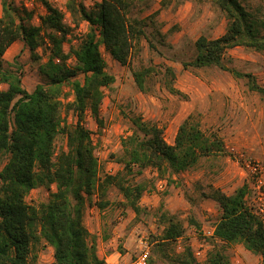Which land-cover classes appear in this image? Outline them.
I'll use <instances>...</instances> for the list:
<instances>
[{
    "label": "trees",
    "instance_id": "obj_1",
    "mask_svg": "<svg viewBox=\"0 0 264 264\" xmlns=\"http://www.w3.org/2000/svg\"><path fill=\"white\" fill-rule=\"evenodd\" d=\"M172 1L161 0L160 4L167 7ZM212 1L225 14L226 29L216 38L200 35L194 42L190 65L223 68V53L235 46L264 51V15L247 10L239 0ZM44 4L46 12L34 25L30 23L31 11L19 7L15 0H0V82L6 85L0 89V155L6 156L0 168V264H28L31 247L40 239L52 247L53 264H103L94 243L87 242L89 231L82 223L85 200L95 194L97 206L104 208L108 188L114 186L138 212L146 186L131 182L128 176L150 168L157 178L171 182L172 174L188 170L201 157L223 154L224 143L217 134H206L193 113L180 122L172 144L165 140L162 127L141 116L133 117V129L121 138V153L114 155L122 169L99 176L90 131L83 123L87 112L97 119L103 88L114 81L105 70L99 47L126 65L142 29L139 21L128 17V0H99L89 10L77 0H66L74 24L85 21L89 29L78 45L64 52L68 27L63 14L46 1ZM16 40L23 42L35 60L39 58L36 49L45 41L49 46L46 61L37 66L42 80L31 91L23 87L20 64L14 60L5 65L3 54ZM70 58L72 64L67 62ZM164 70L169 77L166 88L177 93L171 83L173 68L165 66ZM150 71L146 67L134 72L140 89ZM65 85L72 93L66 101ZM249 87L264 96V88L253 79ZM69 113L75 117L72 124L66 122ZM57 135L65 137V149L56 150ZM52 184L55 190L47 201L37 206L26 203L32 189ZM247 191L246 184L232 194L210 187L203 196L219 211L213 236L225 243L242 244L264 264V224L247 205ZM160 217L165 225L155 242V252L164 264H231L220 249L209 252L203 262L195 260L189 247L177 255L167 254L166 244L180 237L184 228L174 215L162 212ZM188 220L200 227L193 215ZM147 264L155 261L149 258Z\"/></svg>",
    "mask_w": 264,
    "mask_h": 264
},
{
    "label": "rangeland",
    "instance_id": "obj_2",
    "mask_svg": "<svg viewBox=\"0 0 264 264\" xmlns=\"http://www.w3.org/2000/svg\"><path fill=\"white\" fill-rule=\"evenodd\" d=\"M45 1L63 14L68 34L62 45L67 52L70 46L78 45L89 29L88 24L85 21L74 24L66 9V0H15V3L31 11L30 23L37 25L39 16L46 12ZM77 1L89 10L99 0ZM128 1V17L139 21L142 35L134 41L126 65H120L103 46L99 47L105 70L114 76V81L103 88L97 119L87 112L83 120L90 131L99 176L122 169L114 155L121 153V138L132 131L131 120L137 116L162 127L165 140L172 144L176 127L193 113L206 134H217L223 140L225 151L201 157L188 170L172 174L171 182L157 178L150 168L128 176L131 182H143L146 186L138 202V212L126 204L114 186L108 188V204L104 208L97 206L95 194L87 198L82 223L89 231L88 244L94 243L103 264H133L144 251L148 253L147 263L150 258L155 264H164L155 252V242L165 225L160 217L164 212L176 216L184 228L180 237L166 244L167 254L177 255L189 247L195 260L203 262L209 252L220 249L231 264H263L259 255L242 244L225 243L213 236L219 211L203 195L210 187L232 194L246 184L247 205L256 210L260 204L256 177L247 164L257 162L264 171V96L249 85L253 79L264 88V51L235 46L223 53V68L194 67L189 63L194 57L195 40L200 35L216 38L226 29L227 19L220 8L212 0H173L167 7L161 6V0ZM239 1L247 10L264 15V0ZM36 53L39 58L32 59L23 42L16 40L3 54L5 65L14 60L20 64L22 84L27 91L42 80L37 66L49 55L46 41ZM67 62L72 64L73 59ZM165 66L174 70L171 83L177 93H171L165 86L169 80ZM146 67L151 71L140 89L133 74ZM233 71L241 76H235ZM5 86L0 82V89ZM64 93L67 95L64 101L72 98L68 85L64 86ZM74 121L75 117L69 113L66 122ZM65 143L63 135L54 139L56 150L65 149ZM5 160L6 156L0 155V168ZM54 190V184L49 188H34L26 196V203L37 206L47 201ZM189 215L194 216L200 227L189 223ZM28 264H53L52 247L43 239L34 243Z\"/></svg>",
    "mask_w": 264,
    "mask_h": 264
},
{
    "label": "built area",
    "instance_id": "obj_3",
    "mask_svg": "<svg viewBox=\"0 0 264 264\" xmlns=\"http://www.w3.org/2000/svg\"><path fill=\"white\" fill-rule=\"evenodd\" d=\"M247 166L250 168V170L253 172V174L256 177V189H257V199L260 201L259 206L256 210H253L254 213H256L260 219L262 220L264 224V171L262 166L257 162H248ZM208 233H211V231H207ZM148 253L147 251H144L141 253L136 260L133 262V264H147V257Z\"/></svg>",
    "mask_w": 264,
    "mask_h": 264
},
{
    "label": "crops",
    "instance_id": "obj_4",
    "mask_svg": "<svg viewBox=\"0 0 264 264\" xmlns=\"http://www.w3.org/2000/svg\"><path fill=\"white\" fill-rule=\"evenodd\" d=\"M177 128V127H176ZM175 133H176V129H175V132H174V135H175ZM249 253V252H248Z\"/></svg>",
    "mask_w": 264,
    "mask_h": 264
}]
</instances>
